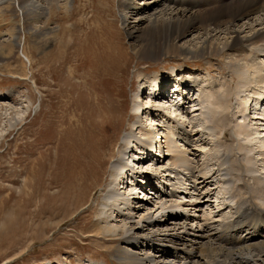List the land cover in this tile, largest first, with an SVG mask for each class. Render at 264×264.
Segmentation results:
<instances>
[{
    "label": "rangeland",
    "instance_id": "obj_1",
    "mask_svg": "<svg viewBox=\"0 0 264 264\" xmlns=\"http://www.w3.org/2000/svg\"><path fill=\"white\" fill-rule=\"evenodd\" d=\"M28 1L33 3L21 0ZM40 1L51 9L36 22H24L12 11L0 13V36L9 32L22 43L18 49L9 42L12 53L0 62V264H118L117 243L108 242L103 231L97 234L98 211L122 137L135 129L139 114L130 111L133 97L148 92L147 84L156 77L172 81L171 67L185 62L190 70L181 78L191 77L197 86L177 116L190 117L195 126L191 131L189 125L181 126L190 141L178 138L177 143L183 150L188 147L190 161L201 164L202 153L216 157L214 145L223 135L208 114L203 116L202 106L221 114L218 118H231L228 129L236 146L264 141L260 122V133L247 135L255 132L257 121L248 123V117L255 114L257 93L264 90V67L251 69L256 66L248 62L249 82L239 84L225 66V56L210 63L200 57L138 59L121 26L120 0ZM207 67L213 71L207 72ZM117 79L123 81L128 107L121 121L112 122L110 132L103 133L99 125L104 117L96 105L102 107L101 97ZM226 87L231 90L229 98L221 95ZM245 102V106L252 102L250 110L243 108ZM258 110V117L264 115ZM135 132L144 136L143 130ZM157 155L150 156L147 164L156 162ZM162 179L160 174L153 183L161 188ZM206 199L210 202L203 203L204 211L206 205L214 207L219 197L202 195L201 203ZM146 208H140L135 218L146 210L158 215L153 200ZM193 214L201 215L195 211L189 216ZM122 242L119 246L126 247Z\"/></svg>",
    "mask_w": 264,
    "mask_h": 264
},
{
    "label": "bare ground",
    "instance_id": "obj_2",
    "mask_svg": "<svg viewBox=\"0 0 264 264\" xmlns=\"http://www.w3.org/2000/svg\"><path fill=\"white\" fill-rule=\"evenodd\" d=\"M31 2L0 0V13L12 11L28 23L46 18L51 5L40 0ZM119 5L121 26L132 39L131 49L138 59L200 57L210 63L216 57L225 56L228 59L225 66L239 84L249 82L246 74L251 65L248 62L256 66L251 69L264 67V0H120ZM12 41L16 48L22 46L14 34L6 32L0 36V62L10 57L13 46L9 42ZM175 68L171 67L172 75H178L180 84L186 86L182 90L185 103L195 94L193 87L197 84L191 77L189 83L181 78L190 70L185 62ZM205 70L213 71L211 67ZM155 74L159 73L155 71ZM115 82L107 87L104 98L100 95L102 107L96 105L98 114L104 117L99 125L103 133L110 132L109 124L121 121L120 116L128 107L123 81ZM162 82L161 78H154L147 84L148 92H138L133 97L130 111L139 114L138 119L134 122L135 129L122 137L117 158L111 164L110 179L103 189V203L98 211L97 234L103 231L108 242L117 243L114 256L118 264H264V141H258L261 135L253 138L259 145L253 143L248 147L238 143L236 146L228 129L231 118L227 115L218 118L221 114H216L208 105L204 108L201 105L203 116L208 114L210 121L222 128V141L214 145L215 158L202 153L201 159H205L201 164L190 161L188 147L181 149L177 141L182 138L189 143L187 132L181 126L189 125L191 131L195 122L190 117L177 116L183 106L178 108L177 103H168L169 109L165 110L166 104L157 103V94L151 95L150 91L155 93L158 86L161 89ZM262 91L257 93V100L263 98ZM221 95L229 98L231 90L226 87ZM257 100L255 114L248 117V123L257 121L255 132H247L250 137L260 133L257 123L264 126V115H256L263 106ZM246 102L243 108L250 110L252 102L245 106ZM161 119L168 125L163 123L161 127ZM152 124L162 132L163 142L156 143L158 147L154 146L155 152L149 155L145 153L149 146L140 148L138 141L142 138L150 145L149 141L155 138ZM163 127L169 130H161ZM137 128L143 130L145 137L135 132ZM131 146L135 147L134 158L126 161L127 148ZM136 150L142 151L135 153ZM153 155L158 160L147 164ZM159 174L163 175L162 183L168 182L169 191L156 190L152 195L143 191L144 201L135 202L134 198L129 201L128 176L133 177V183L140 181L143 186ZM213 193L218 195V203L214 207L206 205L208 210L204 211L203 203L210 200L201 203L200 197L211 198ZM153 199H156L158 215L146 210L145 215L136 219L139 209L146 208ZM195 211L201 215L189 216ZM122 241L127 243L126 247L119 246Z\"/></svg>",
    "mask_w": 264,
    "mask_h": 264
}]
</instances>
